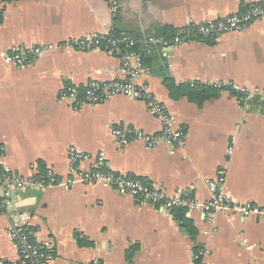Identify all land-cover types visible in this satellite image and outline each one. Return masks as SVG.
Listing matches in <instances>:
<instances>
[{
    "label": "crops",
    "instance_id": "1",
    "mask_svg": "<svg viewBox=\"0 0 264 264\" xmlns=\"http://www.w3.org/2000/svg\"><path fill=\"white\" fill-rule=\"evenodd\" d=\"M262 0H16L1 4L0 48L63 44L87 34L107 36L118 26L145 41L159 26L183 29L247 11ZM149 40V39H148ZM177 84L216 83L264 89V17L239 32L163 49ZM126 81L123 61L104 51L45 52L18 69L0 61V168L36 179L39 163L65 180L69 150L104 153L109 170L148 181L168 196L187 192L211 199L207 180L225 177L224 191L237 203L264 207V103L239 102L230 90L199 107L173 100L160 77L147 69L148 85L186 133L182 148L143 142L122 146L112 126L161 135L162 125L146 104L116 96L71 108L61 96L93 81ZM90 164H86L88 168ZM17 209L29 212L30 232L49 245V264H193L195 247L209 251L206 264H264V217L186 211L198 231L193 241L175 220L143 199L78 181L62 186H25ZM0 213V261L20 264Z\"/></svg>",
    "mask_w": 264,
    "mask_h": 264
},
{
    "label": "built area",
    "instance_id": "2",
    "mask_svg": "<svg viewBox=\"0 0 264 264\" xmlns=\"http://www.w3.org/2000/svg\"><path fill=\"white\" fill-rule=\"evenodd\" d=\"M0 0V13H1ZM117 7V2L114 3ZM264 17V0L253 4L247 11L237 13L222 19L209 20L205 23L195 25L194 29L177 35L174 41L169 43L149 39L150 43H162L165 48L172 45L177 46L186 42H193L199 37L221 35L239 32L252 24L254 21ZM134 41L128 37L114 38L98 34H87L80 39L63 44H43L36 46H20L11 50L0 48V61L7 66L24 69L33 63L47 51L62 49L66 51H93L100 50L119 58L123 61L127 72L126 81L112 80L109 82L93 81L89 83L84 91L80 87H71L61 96L62 100L68 101L71 108L79 111L84 105L100 104L116 96H123L146 104L149 112L157 117L162 125L161 135H153L141 130L122 129L112 126L111 135L122 145H128L133 141H140L149 149H155L162 143L174 148H182L185 145L187 133L181 128L177 119L167 107L156 97L148 85H138L137 82L147 71L140 55L131 51ZM213 87L217 89L230 88L239 102L247 104L253 98L264 103V89H249L239 85L216 83ZM3 148L0 145V155ZM90 166L85 167L86 164ZM68 177L61 180L48 171L46 180H26L14 173L10 168L0 169V213L6 215L10 221L9 235L18 250L20 264H49L52 259L49 245H41L34 241V235L29 230L32 215L17 209L18 191L25 186H62L70 189L78 181L84 184H98L117 191L121 196L140 198L159 207L161 210L172 212L174 209L186 211H198L201 213L226 212L239 215L244 218L258 216L264 217V207L251 203H237L228 197L224 191L225 177L216 180H207L206 184L211 192V199L205 203L196 200L192 194L183 192L174 196H168L159 187L148 181L132 178L124 174L116 173L108 168L107 158L104 153L91 155L72 147L69 150ZM209 251L200 249L193 254V264H206L205 260ZM0 264H8L0 261ZM94 264H102L96 261Z\"/></svg>",
    "mask_w": 264,
    "mask_h": 264
},
{
    "label": "trees",
    "instance_id": "3",
    "mask_svg": "<svg viewBox=\"0 0 264 264\" xmlns=\"http://www.w3.org/2000/svg\"><path fill=\"white\" fill-rule=\"evenodd\" d=\"M13 1L16 0H1L2 3H10ZM110 2H117V4H119L118 0H110ZM0 23H2L1 13ZM194 27L195 25H191L189 27L179 29L172 26H159L155 28L154 33L150 34L145 41L141 36L134 37L131 33L122 30L118 26V18L116 16L114 19L113 30L108 34V36L114 38L128 37L129 39L133 40L134 46L130 50L140 55L145 67L155 72V74L161 78L164 86L168 90L169 95L173 100L186 98L189 102L201 107L207 101L217 99L220 96L222 90L210 85L199 83L177 84L171 77L168 63L163 57V49L165 47L162 43L167 42L169 45H171L177 35H182L186 31L194 29ZM214 38L216 37L204 36L199 37L195 41L210 40ZM148 39H156L162 43H150ZM84 88L85 87H81V91H84ZM39 171L40 173L37 175L36 179L46 180L47 173L43 163H39ZM172 213L182 230L187 233L193 241H195L198 231L194 227L192 221L186 217V210L174 209ZM34 241H36L35 238ZM200 249L201 248L198 246L195 247L196 252Z\"/></svg>",
    "mask_w": 264,
    "mask_h": 264
}]
</instances>
